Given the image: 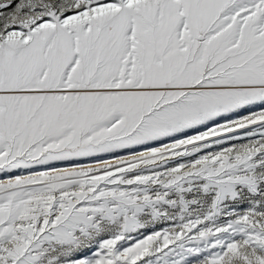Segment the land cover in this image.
Wrapping results in <instances>:
<instances>
[{
	"label": "snow or ice",
	"instance_id": "obj_1",
	"mask_svg": "<svg viewBox=\"0 0 264 264\" xmlns=\"http://www.w3.org/2000/svg\"><path fill=\"white\" fill-rule=\"evenodd\" d=\"M0 264H264V0H0Z\"/></svg>",
	"mask_w": 264,
	"mask_h": 264
}]
</instances>
